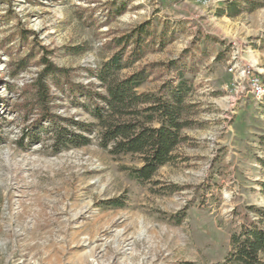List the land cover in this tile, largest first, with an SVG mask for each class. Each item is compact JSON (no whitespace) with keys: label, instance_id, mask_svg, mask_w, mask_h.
I'll use <instances>...</instances> for the list:
<instances>
[{"label":"rangeland","instance_id":"1","mask_svg":"<svg viewBox=\"0 0 264 264\" xmlns=\"http://www.w3.org/2000/svg\"><path fill=\"white\" fill-rule=\"evenodd\" d=\"M148 23L165 45L126 62L119 40ZM119 56L110 80L146 76L134 124L161 117L180 72L190 88L172 161L146 182L143 156L104 148L92 112ZM243 69L264 83V0H0V264H229L231 236L264 208V101Z\"/></svg>","mask_w":264,"mask_h":264},{"label":"trees","instance_id":"2","mask_svg":"<svg viewBox=\"0 0 264 264\" xmlns=\"http://www.w3.org/2000/svg\"><path fill=\"white\" fill-rule=\"evenodd\" d=\"M241 8L242 4L235 1L229 3L222 12L231 18H235L241 13ZM116 9H118L116 4L112 3L110 5L111 12H115ZM164 33L159 35L158 30L148 23L119 40L125 45L124 53L130 45L134 47L126 62L140 61L141 57L147 53V49L156 42L160 46L165 45L166 36ZM122 60L120 56L113 58L107 65L109 69L99 75L100 80L108 82V94L103 97L98 93L95 94L97 97H101L103 106L95 101L93 95L90 97L92 104L96 105L92 112L94 117L101 122V142L104 148L111 147V153L114 155L141 154L143 156L145 165L137 169L134 175L139 181L146 182L150 181L160 168L172 161V154L179 146L183 127V124L179 122L181 118L180 106L184 97L188 96L190 88L183 79L184 73L180 72L178 84L173 81L164 86L170 88L168 90L170 100L163 103L161 117L155 119V117L150 116L149 123L151 126L134 124L133 120L128 117L133 115L131 110L149 103L147 96L140 95L136 91L137 87L145 83L146 76L142 70L138 74L120 81L110 80L113 74L124 69L125 65L122 64ZM150 110H152L151 107L145 112ZM154 120H157L158 126L152 124ZM77 125L83 131L93 133V124L86 126L77 123ZM65 134L62 140L63 144H75L74 146L78 147L91 143L87 137L68 132ZM78 138H81V141L78 142ZM259 140L264 154V136ZM260 162L264 167V160H260ZM259 186L264 192V181L260 182ZM114 207H119V205L114 204ZM255 216V220L244 223L240 230L231 236V250L227 256L229 264H264V208H257Z\"/></svg>","mask_w":264,"mask_h":264},{"label":"built area","instance_id":"3","mask_svg":"<svg viewBox=\"0 0 264 264\" xmlns=\"http://www.w3.org/2000/svg\"><path fill=\"white\" fill-rule=\"evenodd\" d=\"M230 70L231 72H234V68H231ZM243 70V75H249V78L247 79L249 85V92L251 93V95H253V97L257 101H264V83L262 82V80L258 76L253 75L252 71H247L245 69Z\"/></svg>","mask_w":264,"mask_h":264}]
</instances>
